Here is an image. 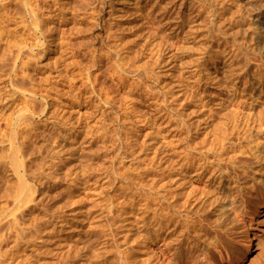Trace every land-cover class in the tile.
Wrapping results in <instances>:
<instances>
[{
  "label": "rangeland",
  "instance_id": "1",
  "mask_svg": "<svg viewBox=\"0 0 264 264\" xmlns=\"http://www.w3.org/2000/svg\"><path fill=\"white\" fill-rule=\"evenodd\" d=\"M263 72L264 0H0V264H264L261 189L207 168Z\"/></svg>",
  "mask_w": 264,
  "mask_h": 264
},
{
  "label": "bare ground",
  "instance_id": "2",
  "mask_svg": "<svg viewBox=\"0 0 264 264\" xmlns=\"http://www.w3.org/2000/svg\"><path fill=\"white\" fill-rule=\"evenodd\" d=\"M264 73V72H263ZM258 75H261L260 77ZM257 77L261 78V82H257L260 88L257 94L264 96V79L262 73ZM259 81V79H257ZM251 83V81H250ZM255 85V84H254ZM256 86V85H255ZM254 87V86H253ZM256 88V87H255ZM236 97L234 99H225L222 103L226 104L225 109L230 108L236 104ZM213 117V115H212ZM230 115L225 114L221 122V139L220 150L215 151V125L214 119L211 121V149L210 158L208 160V178L212 184L217 183L222 188L221 197L224 199L216 200L217 206L223 207L226 204L227 212L233 210L236 201L234 197L227 193L225 189L241 187L247 190L246 194L250 195V190L261 189L260 199L264 201V138L262 137L264 131V121H250L249 118L237 119L229 122ZM227 199V201L225 200ZM228 203V204H227ZM242 219V218H240ZM210 239H205L203 243L210 244ZM197 239L191 241L190 247L186 250L190 258V264H215L214 256L211 248L208 246L197 248ZM252 244L247 246V251L252 250ZM216 250H218L216 248ZM220 260L231 262L230 256L227 252L225 255L218 250ZM174 264H181L177 261Z\"/></svg>",
  "mask_w": 264,
  "mask_h": 264
}]
</instances>
